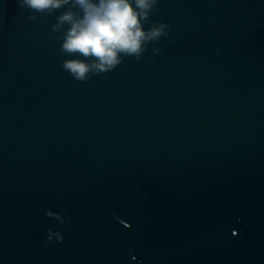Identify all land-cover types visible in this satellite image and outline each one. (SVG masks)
Segmentation results:
<instances>
[{"label": "water", "instance_id": "1", "mask_svg": "<svg viewBox=\"0 0 264 264\" xmlns=\"http://www.w3.org/2000/svg\"><path fill=\"white\" fill-rule=\"evenodd\" d=\"M66 8L0 0V264H264V0H159L155 60L86 82Z\"/></svg>", "mask_w": 264, "mask_h": 264}, {"label": "clouds", "instance_id": "2", "mask_svg": "<svg viewBox=\"0 0 264 264\" xmlns=\"http://www.w3.org/2000/svg\"><path fill=\"white\" fill-rule=\"evenodd\" d=\"M16 3L30 10L31 21L37 20L36 14L46 20L67 6L56 16L51 30L60 33L57 36L62 41L60 53L71 57L61 62L62 70L80 82H86L91 75L113 71L124 57L140 61L149 49L151 55L147 60H155L161 51L158 42L170 34L166 21L151 19L159 0H16ZM45 214L60 225L67 223L59 211L49 209ZM53 237L62 241L59 228L47 230L46 242Z\"/></svg>", "mask_w": 264, "mask_h": 264}]
</instances>
